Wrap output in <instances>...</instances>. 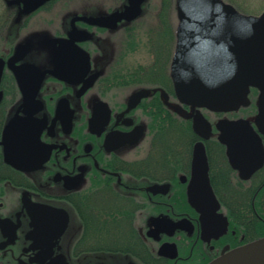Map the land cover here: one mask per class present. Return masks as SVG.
<instances>
[{
  "label": "flooded vegetation",
  "instance_id": "1",
  "mask_svg": "<svg viewBox=\"0 0 264 264\" xmlns=\"http://www.w3.org/2000/svg\"><path fill=\"white\" fill-rule=\"evenodd\" d=\"M68 1L15 14L21 28L0 40V264H208L264 237V164L242 178L217 128L254 121L258 89L237 111L194 109L173 76L177 5L157 25L144 0L138 17L109 25L129 0ZM34 20L40 34L8 41ZM200 141L207 162H196ZM206 174L218 208L203 183L199 206L190 200Z\"/></svg>",
  "mask_w": 264,
  "mask_h": 264
},
{
  "label": "water",
  "instance_id": "2",
  "mask_svg": "<svg viewBox=\"0 0 264 264\" xmlns=\"http://www.w3.org/2000/svg\"><path fill=\"white\" fill-rule=\"evenodd\" d=\"M18 1L22 2L26 12H32L49 0ZM143 2L129 0L123 11L106 18L107 24L138 17ZM177 11L179 42L173 76L184 102L194 109L207 107L215 111H235L250 104L252 87L259 90L255 123L246 118H222L217 123L219 139L227 146L232 165L240 171L242 178H249L264 164V11L246 14L225 0H177ZM69 43L76 42L68 38L60 41L61 46ZM2 70L3 61L0 59V77ZM1 96L0 91V99ZM194 127L205 137L209 135L206 132H210L211 125L200 109ZM194 156L196 162H207L203 141L196 144ZM201 183L212 200L218 203V208L219 202L208 174L202 180H192V204L199 206L195 193ZM66 223L67 217L64 227ZM208 264H264V237L233 248Z\"/></svg>",
  "mask_w": 264,
  "mask_h": 264
},
{
  "label": "rangeland",
  "instance_id": "3",
  "mask_svg": "<svg viewBox=\"0 0 264 264\" xmlns=\"http://www.w3.org/2000/svg\"><path fill=\"white\" fill-rule=\"evenodd\" d=\"M172 0H147V5L145 6V9H144V13H146L144 16H143V19H145V21L148 23L150 22V20L152 19H156V24L158 25V23L160 22H163L164 20V16H166L168 13H169V10L172 9V3H171ZM226 1H237L239 6L242 8V9H247L246 11H249V10H254L255 12H246V13H249V14H260L263 12L264 10V0H226ZM70 4H69V7L72 9V3H73V6H75L77 8V10L79 9H84L86 7H90L91 10H97L99 8H109L110 6H112L113 8L114 7H119L118 3H120L119 1H115V0H69L68 1ZM233 3V2H231ZM4 4V0H0V40L5 36V35H10L9 34V31H14L17 30L16 29V26L18 27L19 25L22 24V21L19 20L18 17H15V22H9V20H7L8 18V14L7 16L3 19V13H4V10H5V6L3 5ZM234 4V3H233ZM236 6V5H235ZM58 7H60V11H62L63 9V3H60L58 5ZM237 7V6H236ZM111 8V7H110ZM159 14L161 15L159 17ZM160 19V20H159ZM40 24L38 23V20H34L28 29L24 30L23 32H20L19 34L17 35H14V36H10L8 38V41L9 42H13L16 37H18V35L21 37V38H24V37H27L29 35L32 34H40V32L38 31V27ZM21 28V26L19 27ZM11 29V30H10ZM30 29V30H29ZM12 31H11V34H12ZM17 32V31H16ZM21 34V35H20ZM13 35V34H12ZM115 38H117L116 35H114ZM254 108L256 109V105H254ZM254 111V109L252 110V112Z\"/></svg>",
  "mask_w": 264,
  "mask_h": 264
},
{
  "label": "trees",
  "instance_id": "4",
  "mask_svg": "<svg viewBox=\"0 0 264 264\" xmlns=\"http://www.w3.org/2000/svg\"><path fill=\"white\" fill-rule=\"evenodd\" d=\"M230 2H233L234 3V5H236L237 6V8L239 9V10H241L242 12H255L254 10H249V11H246L247 9H242L240 6H239V4H238V2L237 1H230ZM171 3H172V5L175 7V0H172L171 1ZM4 6H5V10H4V13H3V19L7 16V14L9 13V14H11L12 16L8 19L9 20V22L11 21V22H15V14H18V13H22L23 11L22 10H20V8H19V6L17 5V2L15 1V0H4V4H3ZM25 18V21L27 20L26 18L27 17H24ZM22 19V18H21ZM20 20V19H19ZM19 27V26H18ZM253 109H255V108H253Z\"/></svg>",
  "mask_w": 264,
  "mask_h": 264
}]
</instances>
